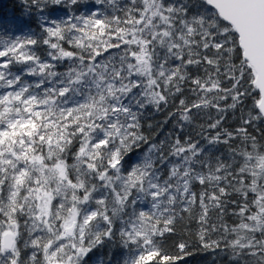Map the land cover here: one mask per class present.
<instances>
[{
    "label": "snow or ice",
    "instance_id": "obj_1",
    "mask_svg": "<svg viewBox=\"0 0 264 264\" xmlns=\"http://www.w3.org/2000/svg\"><path fill=\"white\" fill-rule=\"evenodd\" d=\"M22 3L36 29L0 35V264H180L190 245L163 241L186 220L264 264V0Z\"/></svg>",
    "mask_w": 264,
    "mask_h": 264
},
{
    "label": "trees",
    "instance_id": "obj_2",
    "mask_svg": "<svg viewBox=\"0 0 264 264\" xmlns=\"http://www.w3.org/2000/svg\"><path fill=\"white\" fill-rule=\"evenodd\" d=\"M61 10H57L55 15H62ZM25 22L29 27L36 29L34 23V18H30L27 15V10L22 3V0H0V35L7 36L12 34H19L18 25L20 22ZM40 53H43L44 49L38 50ZM60 70H63L61 68ZM230 102V101H229ZM176 104L179 103L177 99ZM250 103V102H249ZM172 110V109H169ZM151 111V109L149 110ZM239 115V112L236 113V116ZM166 113H157L153 115L154 121H163L165 119ZM207 119V116L202 115L200 119L195 121L196 125L204 123ZM175 120H169L165 125L163 131L167 132L172 129ZM237 121L235 117L229 116L228 123L224 125L229 129L235 127ZM198 127L196 131H198ZM187 131H191L189 128ZM162 137V134H161ZM221 151H224V148L221 146ZM232 211L231 206H229V212ZM213 221H215V213L212 214ZM225 220L228 223H232L234 218L229 216L225 217ZM199 225L196 221H184L177 226L176 232L174 234L168 235L163 241V248L166 253L169 255L178 254L177 245L179 243H187L190 245L188 251L194 253L190 257H186L180 264H229V258L226 254L222 252H212L204 251L198 244L196 233L198 232ZM215 235L212 236V239H216Z\"/></svg>",
    "mask_w": 264,
    "mask_h": 264
}]
</instances>
